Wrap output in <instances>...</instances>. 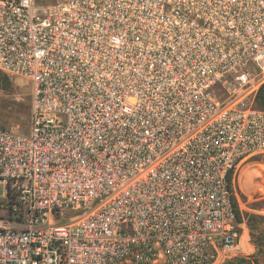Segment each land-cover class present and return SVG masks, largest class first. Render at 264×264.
I'll list each match as a JSON object with an SVG mask.
<instances>
[{"label": "built area", "instance_id": "obj_1", "mask_svg": "<svg viewBox=\"0 0 264 264\" xmlns=\"http://www.w3.org/2000/svg\"><path fill=\"white\" fill-rule=\"evenodd\" d=\"M0 264H216L264 157V0H0Z\"/></svg>", "mask_w": 264, "mask_h": 264}, {"label": "rangeland", "instance_id": "obj_2", "mask_svg": "<svg viewBox=\"0 0 264 264\" xmlns=\"http://www.w3.org/2000/svg\"><path fill=\"white\" fill-rule=\"evenodd\" d=\"M31 99V85L26 79L0 70V126L26 131ZM233 187L243 216V251L216 264H264V157L243 162L234 175Z\"/></svg>", "mask_w": 264, "mask_h": 264}, {"label": "trees", "instance_id": "obj_3", "mask_svg": "<svg viewBox=\"0 0 264 264\" xmlns=\"http://www.w3.org/2000/svg\"><path fill=\"white\" fill-rule=\"evenodd\" d=\"M257 105L260 107H264V86L261 88L260 93L257 97ZM236 213H237L238 221L242 222L243 216H242V212L237 202H236ZM255 262H257V260Z\"/></svg>", "mask_w": 264, "mask_h": 264}]
</instances>
